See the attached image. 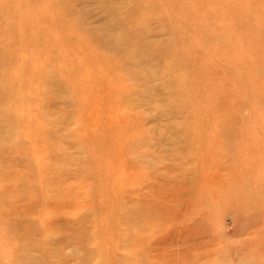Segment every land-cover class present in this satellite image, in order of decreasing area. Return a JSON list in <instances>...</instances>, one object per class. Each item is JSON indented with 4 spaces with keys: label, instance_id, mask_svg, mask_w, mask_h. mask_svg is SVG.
Listing matches in <instances>:
<instances>
[{
    "label": "rangeland",
    "instance_id": "1",
    "mask_svg": "<svg viewBox=\"0 0 264 264\" xmlns=\"http://www.w3.org/2000/svg\"><path fill=\"white\" fill-rule=\"evenodd\" d=\"M0 264H264V0H0Z\"/></svg>",
    "mask_w": 264,
    "mask_h": 264
}]
</instances>
